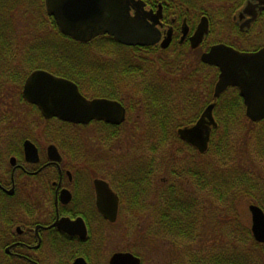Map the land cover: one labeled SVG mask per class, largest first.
I'll return each mask as SVG.
<instances>
[{
    "label": "trees",
    "instance_id": "trees-1",
    "mask_svg": "<svg viewBox=\"0 0 264 264\" xmlns=\"http://www.w3.org/2000/svg\"><path fill=\"white\" fill-rule=\"evenodd\" d=\"M23 4L32 11L44 13L43 0H0V16L5 18L2 9H17ZM47 17L52 27L42 28L43 18H40L38 25L41 26L32 36L34 47H29V55L40 57L37 63L41 67L72 79L84 94L109 97L126 106V121L119 126L93 122L104 132V138L117 137L120 131L116 135L115 130L129 122L134 110L147 117V133L154 138L151 139L150 148L146 149L149 153L139 154L140 158L133 156L131 164L128 162L116 171V175L122 177L119 189L132 201L131 207L150 211V228L142 231L170 241L177 238L189 241L200 236L213 239L212 245L206 247L202 245L205 242H201L197 248L185 247L175 258L177 260L173 259L169 264H264V244L254 242L248 225L243 222L237 209V199L249 196L253 200L249 203L259 205L264 211V120L252 122L245 116L238 90L228 87L214 98L212 92L218 75L214 66L197 60V64H189L188 76L179 78L185 76L183 63L178 60L173 62L167 51L152 46L121 45L107 35L86 43L77 42L60 33L53 18ZM46 31H49L48 34ZM93 42H105V46L118 49L117 58L115 55L106 56V59L102 58L103 64L97 62L85 50ZM262 44L252 43L248 49H256ZM120 49H129L133 53L149 50L154 57L146 60L143 54L145 59L141 57L135 61L126 52L121 54ZM95 63L107 66L109 70L115 69L118 78L126 81L125 93L121 89H113L108 70L93 65ZM82 73L94 80L92 85L81 78ZM102 74H106L105 81ZM209 79L211 84L206 83ZM79 80H83V83ZM211 102L215 103L213 116L217 126L211 129L207 150L199 153L179 138L177 129L193 124ZM186 107L195 109L197 115L179 118L185 114ZM174 111L181 113L173 114ZM233 129L236 131L234 140L228 138ZM168 142L171 147L165 148ZM173 144L180 146L173 151ZM158 150L170 153L166 152V161L170 163L166 167L167 176L181 177L183 184H191L196 191H201L199 197L188 189L175 187L169 178L164 183L162 180V186L157 187L154 193L155 188L149 183V177L161 167L159 158L156 160L154 157L153 163L148 162V165L141 161L151 154L153 157ZM114 182L117 185L119 181ZM150 193H153L149 197L150 203H143ZM207 229L210 232L206 233Z\"/></svg>",
    "mask_w": 264,
    "mask_h": 264
},
{
    "label": "flooded vegetation",
    "instance_id": "flooded-vegetation-1",
    "mask_svg": "<svg viewBox=\"0 0 264 264\" xmlns=\"http://www.w3.org/2000/svg\"><path fill=\"white\" fill-rule=\"evenodd\" d=\"M142 1L144 10L161 14L156 17L155 24L159 39L149 46L167 53L172 46L180 48L171 56L175 63L180 61L177 58L181 53L194 57L195 50L204 45L211 31L210 12L205 9L204 0H198V3L195 0ZM233 1L231 6L222 4L219 11L231 14L229 22L234 36L242 40L264 16V0ZM15 10L4 8L1 11L5 12L2 14L5 18L0 16V35H4V39H0V48L2 51L5 48L0 54V264H73L77 259H83L87 264H109L111 256L119 252L132 253L139 257L142 264L140 256L130 250H115L103 256L109 239L107 227L116 223L122 212L126 221L125 206L133 209L132 201L119 189L122 177L109 168L80 166L78 154L74 151L76 136L66 133L68 131L64 128L83 125L58 117L45 118L35 104L23 98L25 80L35 71L44 70L55 76L69 78L38 65L40 57L35 54L15 56L11 53L13 50L10 46L17 48L16 42L19 43V40H13L10 19ZM202 17H206L208 30L201 41L192 47L191 37ZM166 38H169L168 44L162 47L161 43ZM216 44L219 42L208 45L196 59L202 62L201 55ZM223 44L248 52L264 47L262 44L256 49H248L239 48L233 42ZM27 46L28 49L34 47V41L28 40ZM182 47H187L188 52L182 51ZM7 85L16 88V104L11 102L8 105L5 102H8ZM87 98L94 97L87 95ZM19 104L27 108L24 113L14 109ZM93 122L104 121L93 120L88 124ZM51 145L56 148V152L48 150ZM96 179L105 181L117 196L116 217L113 221L97 209ZM114 180L119 181L117 185ZM159 186L156 185L154 193ZM144 202L147 204L150 200ZM251 225L250 214L251 236L254 242L264 244L255 240Z\"/></svg>",
    "mask_w": 264,
    "mask_h": 264
},
{
    "label": "water",
    "instance_id": "water-1",
    "mask_svg": "<svg viewBox=\"0 0 264 264\" xmlns=\"http://www.w3.org/2000/svg\"><path fill=\"white\" fill-rule=\"evenodd\" d=\"M44 5L47 15L54 19L59 31L79 42H87L103 34L130 46L152 45L159 39L155 24L156 17L161 14L144 10L142 0H44ZM207 30L206 17H202L191 37L192 47L201 41ZM168 41L169 38L163 40L161 46L165 47ZM201 60L219 70L214 97L229 86L237 87L246 117L253 122L264 118V47L247 52L219 43L204 52ZM22 96L37 105L45 118L58 117L83 125L93 120L119 125L126 119V108L119 101L105 97L87 98L73 81L44 70L35 71L26 79ZM213 107V102L208 104L195 123L177 129L179 138L200 153L207 150L211 128L216 126ZM48 150L56 152L52 145ZM94 184L97 209L113 221L117 196L105 181L96 179ZM248 210L253 236L255 240L264 242V212L253 203L248 205ZM73 264L87 263L77 259ZM109 264L141 263L139 257L130 252H119L111 256Z\"/></svg>",
    "mask_w": 264,
    "mask_h": 264
},
{
    "label": "rangeland",
    "instance_id": "rangeland-1",
    "mask_svg": "<svg viewBox=\"0 0 264 264\" xmlns=\"http://www.w3.org/2000/svg\"><path fill=\"white\" fill-rule=\"evenodd\" d=\"M215 2L214 0H204L205 9L210 12L209 18H210L211 31L206 37L204 45L200 46L199 48H197V50H195L194 57H192L189 54H187L186 56H183V54L180 52L181 55L177 59H179L183 63L182 67L184 66L185 76L182 75L179 78H185L188 76L189 64L191 66H193L195 63L197 64V60H198L196 59L197 55H199L201 51H204L205 49H207L208 45L210 44L218 43V42L219 43L220 42H223V43L233 42L239 48H250L251 47L250 45L252 43L253 44L263 43L264 44V16L260 18V20L253 26V28L249 31V33L242 38V40H239L235 38L234 33H233V27L231 23L229 22L231 20V14L227 11L226 12L219 11L220 8L223 6L222 4L231 6V4H234V1L233 0H222V1L215 0ZM195 3H198V0H195ZM18 8L11 13V17H10L11 24H13V30H12L13 40H16V41L19 40V43L16 42V44L18 45L17 48H13V46H10V48H12V50L14 51V52L11 51V53L15 56L21 55V54L26 55L30 53L28 46L26 47V44L28 40L32 39L33 34H37L36 31L38 27L41 26V25L40 26L38 25L39 21L41 20L40 18H43L42 28L51 29L52 27L50 25V22H48L49 19L45 12V5H44V13L46 16L44 15L42 11L38 12L36 10L35 11L30 10L29 8L26 7L25 4H23V6H18ZM46 32L48 34L49 31H46ZM0 39H4L3 34L0 35ZM108 45L112 46V44L110 43ZM89 46L88 47L86 46L85 50L97 62H101L102 58H105L106 56L115 55V58H117L118 49L114 47L105 46V42H93L92 45L90 47ZM102 47H105V48L102 49ZM179 49L180 48L172 46L170 49V52H168V55H170V57L171 56L173 57L174 56L173 54L176 53ZM183 50L188 52L187 47H182V51ZM3 51L0 48V54H3ZM119 51L121 52V54L126 52L127 56H129V58L134 57L135 61L140 60L141 57L144 59L146 57L147 58L146 60H148L149 57L151 58L154 57L152 56L151 52H148L149 50L147 51L142 50L143 52H140L141 50H139L138 53L137 52L133 53V51L129 49H127V51L124 49H120ZM180 53L178 52L177 54H180ZM143 54H145V57L143 56ZM157 59L158 57L155 58L156 62H157ZM142 61L144 60H141L140 62ZM93 65L102 67L100 63H95ZM102 68L105 70H108V73H107L108 79L113 85L114 87L113 89H116V90L121 89V91L125 93L126 81H124V79L120 77L118 78V72L114 71L115 69L113 68L109 70V67L104 66V65ZM105 75L106 74L104 75L102 74L103 79ZM82 77L83 79H86V81L91 85H92V81L94 82V80L91 77H89V75L83 74L81 78ZM89 79L91 81H89ZM105 80L106 79H104L103 81ZM80 81L83 83V80H79V82ZM186 81H188V79ZM206 83L211 84V79H209ZM7 88H8V92L6 95L8 96V102L7 101L5 102L7 104L9 103L8 105H10L11 102H14L16 104L17 102L16 97H18L17 95L18 93L15 90L16 88L14 89L12 85H7ZM88 94L91 95L90 93ZM196 106L194 105V107ZM14 109H16L17 111L18 110L22 111L23 113L27 110V108L23 107L21 104L17 105V107L15 105ZM179 113H181V111L173 112V114H179ZM196 115L197 113L195 109L190 110L188 109V107H186L185 114H182L179 118H181L182 116L186 118H190ZM147 125H148L147 117L144 116L142 112H137L136 110H134L130 114L129 122L115 130L116 135L118 134L119 131L121 132V134L119 132V135L117 137L116 136L112 138L107 137L108 138L107 139L105 136L104 138L103 136L105 135L104 132L100 131L101 129H99V127L93 123H90L85 126H78L77 128H70V127L66 128L65 127L64 129L68 131L66 133H72L73 135L75 134L74 136H76L75 137L76 148H74V151L76 154H78V158L81 162L80 166L95 168V165H96L97 167L99 166V167H103L106 169L109 168L116 172L122 166H124L125 164H128V162L130 163L133 160L132 159L133 156L138 157L139 154L143 155L144 153L145 154L149 153V150H146V149L150 148V143L152 142L151 139H154V138H152L151 135H148ZM229 136H228L229 139L234 140L236 136L235 129H233V131L229 134ZM238 139L236 141H238ZM240 145H242V142H240ZM169 146L171 147L170 143L168 142L165 145V148L166 147L168 148ZM179 146H180L179 144H173V147H172L173 151L176 150ZM166 152L169 153V151L158 150L153 154V157H152V154L149 155L147 158L144 157L147 160V162L146 160L141 161L142 163L148 165V162L153 163L154 157L156 160L159 158V163L161 167L157 170V173L152 174L149 177V183L151 184L152 188L154 189L156 185L159 186L162 180L164 183L165 180L169 178L171 182L172 181L174 182L175 187L178 186L179 188L182 187L184 189H188L189 191H191L193 195L199 197V193L201 191L199 190L196 191V189H194L193 185L191 184H189V186H188V183L183 184V180L181 177H177L174 175L167 176L166 167L169 166L170 163L166 161ZM190 156H195V154L190 155ZM190 156L188 155V157ZM150 196H151V193L145 199L147 198L149 199ZM237 200H238L237 202L238 203V206H237L238 213L240 214V217L243 220V222L246 223L249 227L250 226V213H249L247 205L249 201L251 202L253 200H251L249 196L245 198L241 196ZM147 204L149 203L147 202ZM125 214H126V221H125L124 213L122 212L120 217L117 219L116 223L110 224L107 227V232L109 233V239L105 244L106 252L103 254V256H106L108 252L111 253L112 251H115V250H130L140 256L142 260V264H168L167 262H171V260L173 259H174L173 261L177 260L175 258H178L180 251L184 250L185 247L186 248L187 247L197 248L201 245V242H205V244H202L204 246L205 245L208 246L209 244L212 245L213 243L212 242L213 239H211V237L204 238L203 236H200L199 238L196 237V239L194 240L190 239L189 241L182 239V238H177L175 239V241H170L169 239L166 240L161 237L153 236L151 234H146V232L142 230L143 229L147 230L148 227L150 228V225L148 224H150L149 222H150L151 214L148 209L133 208L132 210H130L129 207L125 206ZM207 232H210L209 229L206 230V233Z\"/></svg>",
    "mask_w": 264,
    "mask_h": 264
},
{
    "label": "bare ground",
    "instance_id": "bare-ground-1",
    "mask_svg": "<svg viewBox=\"0 0 264 264\" xmlns=\"http://www.w3.org/2000/svg\"><path fill=\"white\" fill-rule=\"evenodd\" d=\"M28 77H29V76H28ZM28 77H27V78H28ZM27 78H26V79H27ZM25 81H26V80H25ZM75 84H76V83H75ZM76 85L78 86L79 91H80L85 97H87V95L84 94V93L80 90L79 85H78V84H76ZM232 87H233V86H232ZM234 88H237V87H234ZM224 91H225V90H224ZM224 91H223V92H224ZM223 92H222V93H223ZM222 93H221V94H222ZM212 94H214V87H213V92H212ZM221 94H220V95H221ZM238 94H239V91H238ZM220 95H219V96H220ZM219 96H218V97H219ZM239 96H240V95H239ZM91 97H93V96H91ZM213 97H214V96H213ZM240 97H241V96H240ZM94 98H95V97H94ZM214 98H217V97H214ZM241 99H242V97H241ZM242 101H243V99H242ZM213 103H214V102H213ZM214 105H215V103H214ZM243 105H244V103H243ZM36 106H37V105H36ZM213 108H214V107H213ZM212 114H213V110H212ZM213 118H214V116H213ZM214 120H215V118H214ZM262 120H264V118H263ZM262 120H259V121H262ZM259 121H256V122H259ZM215 122H216V121H215ZM216 126H217V123H216ZM216 126H212V128H213V127H216Z\"/></svg>",
    "mask_w": 264,
    "mask_h": 264
}]
</instances>
